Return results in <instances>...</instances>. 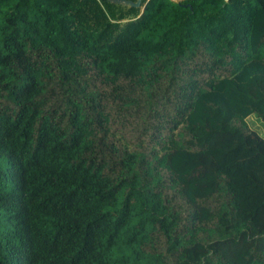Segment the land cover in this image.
I'll use <instances>...</instances> for the list:
<instances>
[{
    "label": "trees",
    "instance_id": "16d2710c",
    "mask_svg": "<svg viewBox=\"0 0 264 264\" xmlns=\"http://www.w3.org/2000/svg\"><path fill=\"white\" fill-rule=\"evenodd\" d=\"M253 114L264 0H0V264H264Z\"/></svg>",
    "mask_w": 264,
    "mask_h": 264
},
{
    "label": "rangeland",
    "instance_id": "374dc122",
    "mask_svg": "<svg viewBox=\"0 0 264 264\" xmlns=\"http://www.w3.org/2000/svg\"><path fill=\"white\" fill-rule=\"evenodd\" d=\"M180 1V0H177ZM250 119L246 121L247 126L250 130H253L264 137V123L263 121L256 115L253 114L249 117Z\"/></svg>",
    "mask_w": 264,
    "mask_h": 264
},
{
    "label": "water",
    "instance_id": "95a60500",
    "mask_svg": "<svg viewBox=\"0 0 264 264\" xmlns=\"http://www.w3.org/2000/svg\"><path fill=\"white\" fill-rule=\"evenodd\" d=\"M113 3L116 4H122V5H126L129 7H135V8H140L142 6V1L143 0H137V1H133V0H110ZM145 5L142 7V10H144Z\"/></svg>",
    "mask_w": 264,
    "mask_h": 264
},
{
    "label": "built area",
    "instance_id": "2783aa9c",
    "mask_svg": "<svg viewBox=\"0 0 264 264\" xmlns=\"http://www.w3.org/2000/svg\"><path fill=\"white\" fill-rule=\"evenodd\" d=\"M175 1H177V0H175Z\"/></svg>",
    "mask_w": 264,
    "mask_h": 264
},
{
    "label": "flooded vegetation",
    "instance_id": "af4514ba",
    "mask_svg": "<svg viewBox=\"0 0 264 264\" xmlns=\"http://www.w3.org/2000/svg\"><path fill=\"white\" fill-rule=\"evenodd\" d=\"M135 1H137V0H135Z\"/></svg>",
    "mask_w": 264,
    "mask_h": 264
}]
</instances>
